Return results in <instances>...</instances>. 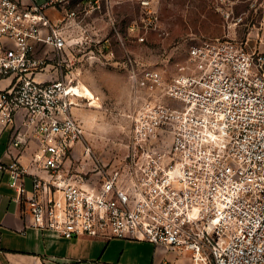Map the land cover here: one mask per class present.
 Listing matches in <instances>:
<instances>
[{
    "label": "built area",
    "instance_id": "1",
    "mask_svg": "<svg viewBox=\"0 0 264 264\" xmlns=\"http://www.w3.org/2000/svg\"><path fill=\"white\" fill-rule=\"evenodd\" d=\"M75 1L0 0V84L9 81L0 124L23 112L10 156L26 139L38 145L28 165L0 163L27 225L66 239L146 241L191 264H264V17L245 24L260 40L253 49L233 36L251 14L264 16V0L239 14L244 0H200L223 18L224 35L193 42L171 79L130 60L126 152L92 185L71 171L79 146L91 156L77 83L36 79L52 60L46 48L64 62L82 43L90 12Z\"/></svg>",
    "mask_w": 264,
    "mask_h": 264
},
{
    "label": "rangeland",
    "instance_id": "2",
    "mask_svg": "<svg viewBox=\"0 0 264 264\" xmlns=\"http://www.w3.org/2000/svg\"><path fill=\"white\" fill-rule=\"evenodd\" d=\"M252 1L239 3L237 13L250 10ZM79 11L81 16L90 12L83 22L86 33L80 47L65 54L64 62L46 48L52 60L47 72L36 79L77 83L76 92L83 98L74 112L84 125L83 143L91 148V156L85 157L83 146H79L72 157L71 171L92 185L100 180L101 171L109 170L126 152L130 135L127 114L132 103L130 60L158 69L171 79L178 65L186 63L193 42L224 35V20L210 3L200 0H97L94 5L81 0ZM263 17L260 12L251 14L233 36L251 39L248 49H253L252 40L259 37L245 24L253 21L258 26ZM139 36L145 41L138 42ZM260 37L264 42V30ZM65 250L55 243L54 252H50L58 257L54 264H87L61 260L63 256L77 258L84 254Z\"/></svg>",
    "mask_w": 264,
    "mask_h": 264
},
{
    "label": "crops",
    "instance_id": "3",
    "mask_svg": "<svg viewBox=\"0 0 264 264\" xmlns=\"http://www.w3.org/2000/svg\"><path fill=\"white\" fill-rule=\"evenodd\" d=\"M8 83L3 81L0 85L5 87ZM23 116L20 112L15 123L9 126L0 124V163L7 165L18 159L28 165L37 151V142L26 139V144L10 149L12 156L8 154L10 143L25 130L21 125ZM25 182L30 189L31 180L27 178ZM14 197L8 174L0 170V264H54L53 260L58 257L50 252H54L56 242L62 249L66 248L65 252H84L77 258L63 256L61 260H82L87 264H191L190 254L156 247L146 241L90 237L66 239L29 227Z\"/></svg>",
    "mask_w": 264,
    "mask_h": 264
},
{
    "label": "trees",
    "instance_id": "4",
    "mask_svg": "<svg viewBox=\"0 0 264 264\" xmlns=\"http://www.w3.org/2000/svg\"><path fill=\"white\" fill-rule=\"evenodd\" d=\"M77 1H80L81 2V0H76L75 2H77Z\"/></svg>",
    "mask_w": 264,
    "mask_h": 264
},
{
    "label": "bare ground",
    "instance_id": "5",
    "mask_svg": "<svg viewBox=\"0 0 264 264\" xmlns=\"http://www.w3.org/2000/svg\"><path fill=\"white\" fill-rule=\"evenodd\" d=\"M76 88H77V87H75V91H76Z\"/></svg>",
    "mask_w": 264,
    "mask_h": 264
}]
</instances>
